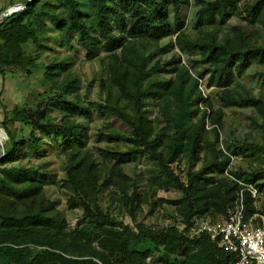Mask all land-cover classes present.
Here are the masks:
<instances>
[{
    "label": "trees",
    "instance_id": "1",
    "mask_svg": "<svg viewBox=\"0 0 264 264\" xmlns=\"http://www.w3.org/2000/svg\"><path fill=\"white\" fill-rule=\"evenodd\" d=\"M239 1L196 0L194 27L198 33L193 36L186 30L183 15L191 0H22L23 8L0 13L1 79L7 65L36 63V56L24 46L36 43L44 47L40 37L48 38L50 27L56 31L53 44L74 50L76 41L89 58L105 54L109 79L118 96L131 107L128 110L117 103L91 100L85 103L70 96L78 88L77 78L70 76V54L56 55L42 65L45 83L57 90L55 97L41 99L35 108L16 107L11 116L4 111L0 120L6 136L0 156V264H150L156 253L174 257L162 264L235 263L236 254L209 235L188 233L194 216L213 220L225 216L243 189L224 175L230 156L217 146L218 138L207 146L203 144L207 112L199 104L207 101L211 106V102L202 96L197 79L181 65L180 54L162 64L159 60L152 65L149 62L162 49L160 41L170 36L175 37L180 52L197 53L198 61L204 64L199 76H206L208 85L220 89L218 95L224 106H250L262 117L263 143L229 142L225 148L250 160L264 157V94L241 92L232 85L235 74L246 71L253 60L264 63V43L253 42L243 31L220 38L215 28L227 21ZM249 14L252 20L264 24V0H257ZM49 48L53 49L52 45ZM165 71H176L175 78L148 81L155 73ZM63 73L66 75L59 82ZM260 74L264 78V72ZM148 100L158 106L162 121L158 130L147 116ZM52 109L61 116H52ZM94 109L120 119L130 131L128 135L99 132V139L130 143L125 150L102 149L105 161L101 163L85 147L87 130L76 119L78 115L91 118ZM211 110V122L221 125L222 114ZM9 121L29 124V136L16 138L7 125ZM48 140L56 141L59 151L66 155L63 186L73 194L68 205L81 207L84 219L76 226L69 225L64 212L46 196L42 165L15 163L43 153ZM138 156L155 162L152 182L181 192L178 198L164 201L175 207L182 226L173 223L155 227L136 219L141 197L135 188L128 192L123 187L129 176L122 164ZM184 156L188 168L182 176L173 163ZM200 159L203 161L196 167ZM232 173L264 180V167ZM244 179L252 181L246 176ZM111 185L121 187L133 225L99 204V190ZM258 187L264 190V181ZM243 197L244 218L257 213L253 221L262 223L264 207L259 209L256 198L245 188Z\"/></svg>",
    "mask_w": 264,
    "mask_h": 264
},
{
    "label": "rangeland",
    "instance_id": "2",
    "mask_svg": "<svg viewBox=\"0 0 264 264\" xmlns=\"http://www.w3.org/2000/svg\"><path fill=\"white\" fill-rule=\"evenodd\" d=\"M16 1L22 0H0V13ZM115 1L120 2V0ZM195 1L196 0H191V4L185 7L183 11L186 30L192 36L198 33V28L194 27V12L197 9ZM256 1L257 0H240L237 9L229 16L227 21L225 23H218L217 26H215L218 36L220 38L230 37L243 31L250 36L253 42L264 43V24L252 20V16L249 14L251 6ZM82 2H84V0H82ZM47 32L50 34L48 38L40 37V42L46 44L44 47H39L36 43H28L24 46L27 51L36 56L35 64L7 65L4 67V79H1L0 76V120L4 118V111H6L8 116H11L13 109L16 107L35 108L41 99L47 100L51 97H55L57 90L56 88L50 89L45 83L42 65L59 54H70L73 62L70 76L77 78L78 88L70 96H75L85 103H89L90 100L102 103L110 102L126 106L128 110L131 108L126 104L125 100L118 96L116 88L109 79L106 70L105 54L89 58L81 44L74 41L75 49L70 50L58 43L53 44V42H55L53 35L56 33L54 29L49 27ZM174 42V36L161 40L160 44L162 49L152 57L149 65H152L156 60H159L162 64L169 61L171 57L176 54L181 55V65H184L192 77L197 79V86L202 96L211 102V106L208 105L207 101L202 102V105L199 104L200 109L207 112L205 120L206 131L203 141L204 146L213 142L216 137L218 138L217 146L222 150L223 147L226 149V143L229 142L241 144L243 141L247 140L251 143H263V131L260 127L263 121L257 110L250 106H224L218 95L220 89L215 85H208L206 76H199V72L204 66V64L198 61L200 58L199 55L197 53L188 54L180 52ZM51 45L53 49L49 48ZM165 66L170 68L174 65ZM260 72H264V63H260L255 59L246 71L235 74L234 83L232 84L234 89L241 92L249 90L255 95L260 93L264 94V78ZM65 75L66 74L63 73L59 77V82ZM67 76H69V72ZM175 76L176 71L158 72L155 73L151 79H148V81L161 78H175ZM211 109L222 114L221 125L211 122L209 118L210 113H212ZM146 110L151 125L158 130L162 125L158 106L151 102V100H148ZM50 114L55 118L61 116V113L57 109L50 110ZM76 119L81 121L87 130L88 137L85 147L94 155L96 162L101 163L105 161L101 156V150L106 147H115L125 150L130 146V143L123 139L117 142L99 139L98 134L100 131L120 135H128L130 132L125 123L113 117L111 114L103 115L99 113L97 109H94L91 118L78 115ZM7 125L16 138H26L29 136V124H25L21 121H9ZM5 140L6 136L4 131L0 128V147L4 145ZM45 147V151L40 155L32 154L15 163L18 165L27 164L31 166L42 165L43 170L46 172V175L42 178L44 180V191L46 196L53 201L56 207L64 212L69 225L76 226L81 224L84 222L82 208L79 206L71 208L68 205V199L73 194L63 186L64 179L66 178V155L59 151L58 144L54 140H48L45 143ZM204 152V150L201 151V157H203ZM202 161L203 160L200 159L196 167H199ZM108 163L112 164L113 161H108ZM122 166L124 172L129 176V179L123 183V187L127 189L128 192H131V190L135 188L141 197L136 219L155 227H162L173 223L182 226L179 221V216L175 211V207L171 203L164 201L166 199L178 198L181 192L175 188L160 186L152 182L151 176L157 168L155 162L147 156H138L126 160L123 162ZM173 166L175 170L183 176L184 171L188 168L187 157H182L177 162L173 163ZM263 167L264 157L250 160L242 156L232 155V157H230L228 171L227 173L224 172L226 177L237 181L243 187L246 183H251L257 188L258 193L254 197L256 198L255 203L259 209L264 207V190H260L258 183H262L264 180L261 178L253 180L251 176L245 175L252 180L246 181L244 179L245 176L237 177L232 171L246 170L251 172ZM98 202L104 210L111 212L117 218L122 219L130 225L134 224L124 205L121 187L111 185L108 188H101L98 192ZM256 216H258L257 213L253 215V218ZM261 218L263 219L264 217L261 216ZM166 259L174 260V257L156 253V256L150 261V264H162Z\"/></svg>",
    "mask_w": 264,
    "mask_h": 264
},
{
    "label": "built area",
    "instance_id": "3",
    "mask_svg": "<svg viewBox=\"0 0 264 264\" xmlns=\"http://www.w3.org/2000/svg\"><path fill=\"white\" fill-rule=\"evenodd\" d=\"M21 8H23L21 3L14 4L7 7L3 13L9 14ZM200 104L202 105V102ZM1 151L0 147V156ZM223 151L232 157L224 147ZM227 171L228 169L225 173ZM244 188L253 197L258 193L257 188L251 183H246ZM243 189L240 190L235 204L228 208L225 216L218 220L194 216L188 233L190 236L207 234L211 239L218 241L225 249L236 254L237 260L234 264H264V221L255 223L253 216L248 219L244 218Z\"/></svg>",
    "mask_w": 264,
    "mask_h": 264
},
{
    "label": "crops",
    "instance_id": "4",
    "mask_svg": "<svg viewBox=\"0 0 264 264\" xmlns=\"http://www.w3.org/2000/svg\"><path fill=\"white\" fill-rule=\"evenodd\" d=\"M22 1H16L15 3H13L12 5H14V4H18V3H21Z\"/></svg>",
    "mask_w": 264,
    "mask_h": 264
}]
</instances>
